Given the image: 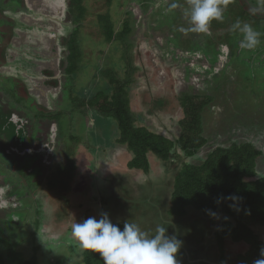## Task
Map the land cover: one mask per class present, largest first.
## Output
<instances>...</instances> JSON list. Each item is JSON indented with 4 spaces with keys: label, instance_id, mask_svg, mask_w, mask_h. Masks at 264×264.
<instances>
[{
    "label": "rangeland",
    "instance_id": "rangeland-1",
    "mask_svg": "<svg viewBox=\"0 0 264 264\" xmlns=\"http://www.w3.org/2000/svg\"><path fill=\"white\" fill-rule=\"evenodd\" d=\"M82 5L86 11L76 22V37L82 55L79 70L69 82L66 98L64 96L66 106L72 108L80 99H90L100 91L111 95L114 85L105 76L107 69H112L113 74L122 80L131 71L132 82L126 89L131 110L135 114V124L178 140L181 134L179 120L184 117L180 97L189 91L209 93L212 91L211 85L216 86L217 82L212 79L216 75L210 79L202 80V77L196 82L195 71L190 77L183 78L184 73L179 67L183 64L176 59V54L197 50V44L193 45L189 38L196 35L198 40H203L206 35L190 31L188 11L182 12V19L174 13L171 25L167 17V22H164L165 19L160 18L162 15L157 14L161 10L167 14L168 7L164 10L159 2L83 0ZM105 13L110 15L116 33L123 30L126 22L129 23L130 32L124 40H107L99 20V16ZM46 24L48 21L44 26L35 23L29 25L35 30L32 35L40 34L38 30L51 26L50 23L48 27ZM22 26L26 27L19 22L18 28ZM210 28L214 35L228 32V27L222 28V31L215 29V26L214 29ZM41 34L46 33L41 31ZM46 35V38L55 36L52 31ZM31 61L30 68L34 66ZM255 67L264 70V61H257ZM231 76L235 78L234 74ZM220 83L228 91L224 93L221 89L224 95L206 108L203 134L208 138V143L193 156L186 155L179 146L175 148L178 155H173L170 160H161L149 154V172L129 168L128 162L133 154L126 145L119 143L120 134L114 119L87 107L82 116L78 113L72 116L71 121L75 122L71 125L74 126H65L68 132L55 150L52 168L37 178L36 188L26 189L21 197L29 201L28 206L24 207L21 201L14 207V210L24 209L20 212L22 216L12 209L0 208V228H5V234H13L6 235L13 242L12 249L21 253L25 260L36 258L38 264H84L82 253L85 249L72 236V225L89 217L99 219L102 213H107L112 223H135L149 236L155 234L158 225L167 227V235L175 236L180 241L177 264H223L221 255L225 256L226 264H240V256L246 255L251 246L227 239L222 254L215 233L222 227L225 216L206 218L202 212L193 209H189L187 215L181 218L169 213L173 182L183 162H199L210 149L232 142H252L264 152V115L244 111L229 115L226 109V106L234 109L235 99L238 100L237 105L255 110L261 106L260 100L252 97L253 87L245 88L246 85L240 82L235 86L227 76ZM74 98L76 102L72 101ZM78 121L82 123L78 124ZM71 162L75 168L70 189H64L60 182L50 187L49 181L58 178L60 167L69 166ZM258 171L259 175H264V155ZM7 182V190L25 186L21 182ZM3 197L11 201L15 195L7 192ZM17 198L19 200L20 196ZM8 218L23 222H4ZM252 228L264 242V225L256 224ZM15 229L19 230L18 233ZM4 253L6 260L8 257L15 260V253L10 250Z\"/></svg>",
    "mask_w": 264,
    "mask_h": 264
},
{
    "label": "flooded vegetation",
    "instance_id": "flooded-vegetation-1",
    "mask_svg": "<svg viewBox=\"0 0 264 264\" xmlns=\"http://www.w3.org/2000/svg\"><path fill=\"white\" fill-rule=\"evenodd\" d=\"M82 1L83 0H63L66 4L64 5L63 12L65 13H63V22L61 23L59 21L42 19L45 16L42 12L43 8H45L44 3L32 8L31 6L33 4L29 3V0H0V69L3 70L5 68L6 71L7 69L10 70L7 72L13 73L12 75H16L14 72L17 69H25L28 71L26 75H23L24 79L19 76L21 74L15 77L2 75V73L0 74V195H2L0 198V208L2 209H12V211L21 215L20 212L24 209L16 208L14 210V207H17L18 203H21V201L24 203V207L28 206L29 201L23 198L21 199L25 190L28 188H36L38 186L36 185L38 183L36 182L37 178L52 168L51 162L56 155L55 150L61 145L63 138L68 132L65 126L73 124L75 121H71L72 116L77 113L82 116L84 109H86V106H79V102L76 106L69 108V106H66L67 102L64 99V96L66 98V94L69 92V82L73 78V75L71 76L67 71L69 68L68 57L71 51L70 40L77 38L75 34L77 19L84 15L80 10L84 8ZM139 1H141V3L145 1L159 2L161 8H164V10L168 7L167 14H163L164 12L161 10L157 15H162L160 18L165 19L164 22H167L166 17L169 18L168 23H170V25L173 24L172 18L174 13H176L177 18L180 16V19H182L183 13L189 10L187 0ZM174 2L178 5L176 12H174L175 9L169 8L170 4ZM65 6H67V9ZM254 8L260 10L253 13L252 10ZM53 10L57 11V8L55 9L54 7ZM85 11L84 8V13ZM29 13L34 16H30L29 18L34 20L36 25L44 26L46 21H48V24L50 23V27L46 24L48 28L40 29V32L44 31L48 34L52 31L56 37H60V42L58 44L59 50L54 42H50V39H52L51 37L46 38V34L42 37L43 43L46 42L43 47L50 49L53 55H56L55 53L58 51V55L61 56L60 59L57 58L59 62L57 59L53 60L52 56L44 51L41 56H46V59L41 58L39 55L37 56L41 59H33L36 64L35 68H30L28 65H24L23 68L21 66H18L19 68L17 66L14 67L16 64L13 60L17 55V52L14 53L17 28L20 22L26 26L25 28L32 30L29 26L32 25L31 23L27 22L24 18L20 19L22 14L29 15ZM70 20L72 24L69 22ZM237 20L249 23L260 33V43L255 48L251 50L241 48L240 44L243 39L242 34L232 31V25ZM66 24L71 27V30L64 33ZM54 26L58 28L52 29ZM210 26L213 29L215 26V29L219 28L220 31L223 30L222 28L226 29L228 27V32L226 34L221 32L214 35ZM210 26L208 31L204 33L206 37H204L203 40H198L196 35H193L195 38H189L193 45L197 44V50L191 49L184 54H176V59L179 63L182 62L183 64H179L181 72L184 73L183 78H186V76L190 77L192 71H195L196 82L200 81L202 77L203 80L207 77V79H210L216 75V77L212 78L215 82H219L227 76L231 83L234 81L235 86L237 82L245 86V84H247L245 83V74H247L251 80L248 87L255 86L264 91V70L255 67L257 61H264V9L261 8L260 0H229L222 19L212 21ZM169 51L172 52V49L169 48ZM32 61L30 63H32ZM56 61L59 63L58 67ZM184 62H186V64H184ZM229 67L231 68L228 69ZM40 72L47 76L46 80L39 78L41 76ZM233 74L235 75L236 81L235 78L233 79L231 76ZM26 81H28L29 84ZM51 87H60V91L55 97H52V105L48 107L40 103L36 95H33L32 91H49ZM211 87L213 91L215 86L211 85ZM202 93L203 92L197 94L203 96ZM48 95L49 94L46 93V96ZM260 99L259 97V100ZM75 100L76 99H73L72 101L76 102ZM88 109L96 112V110L90 107ZM79 123L81 124L82 122L78 121V124ZM46 154L49 155L48 157L50 160H48ZM44 167L47 169H44ZM13 174L16 175L17 178ZM46 176L47 174L45 177ZM13 178H15V180ZM18 179L21 183H25V186H15L13 189L7 190L5 182L12 181L14 184H17V182L20 183ZM7 192H10L11 195H15V197H12L11 201L3 199L4 194ZM16 195L20 196L21 200H18V196ZM8 220L9 218L5 219L4 222ZM12 220L20 222L18 219L13 218ZM12 220H9V222H12ZM22 222L23 221L20 223ZM17 230L18 229H15L16 233L19 231ZM5 231V228H0V234L3 236L0 238V264H4V261L5 264H9V262L13 264L14 259L8 257L6 260L4 253L7 250L5 242L6 240L10 241V238L6 235L13 234H5Z\"/></svg>",
    "mask_w": 264,
    "mask_h": 264
},
{
    "label": "trees",
    "instance_id": "trees-1",
    "mask_svg": "<svg viewBox=\"0 0 264 264\" xmlns=\"http://www.w3.org/2000/svg\"><path fill=\"white\" fill-rule=\"evenodd\" d=\"M80 10L84 14V8ZM99 20L108 41L124 40L130 32L129 23L126 22L123 30L116 33L108 13L100 15ZM70 45L67 71L72 76L79 70L82 52L77 38L70 40ZM113 72L112 69H107L105 72V76L114 85L111 95L100 91L90 99H80L78 105L90 107L104 117L115 120L120 134L119 143L126 145L133 154L128 162L129 168L149 172V154H154L161 160H170L173 155H178L175 148L179 146L186 155L193 156L208 143V138L203 134V120L206 108L215 102L216 98L218 100L224 95L221 92L223 88L220 81L217 82L213 92H204L203 96H200L189 91L180 97L184 117L179 120L181 134L178 140H173L164 134L135 124V114L131 110L126 89L132 82L131 71L123 80ZM245 79L247 83L245 88H250L248 84L251 80L247 74ZM224 88L225 93L228 90L227 87ZM231 90L234 94V88ZM263 92L262 89L253 86L252 97L256 100L261 98V106L256 110L252 107H244L242 104L237 105L238 100L235 99L234 109L226 106L227 113L238 115L244 111L248 114L264 115ZM226 122L228 123V118ZM263 155V150L252 142L218 145L210 149L199 162H183L173 182L172 207L169 213L181 218L187 215L189 209H193L202 212L206 218L225 216L222 227L215 233L222 254L227 239L245 242L251 246L246 255L240 256L242 259L240 264H255V261L264 259V256H261L264 242L252 228L256 224L264 225V175H259L258 171ZM67 166L60 167L58 178L49 181L50 187L60 182L64 189L67 191L70 189L75 167L72 162ZM113 224L123 230L124 223ZM5 243L7 250L16 254L14 263L38 264L36 258L25 260L21 257V253L15 252L12 249L13 242L6 240ZM82 256L84 264H103L99 253L84 250ZM221 256L223 264H226L225 256ZM3 263L5 264V261Z\"/></svg>",
    "mask_w": 264,
    "mask_h": 264
},
{
    "label": "clouds",
    "instance_id": "clouds-1",
    "mask_svg": "<svg viewBox=\"0 0 264 264\" xmlns=\"http://www.w3.org/2000/svg\"><path fill=\"white\" fill-rule=\"evenodd\" d=\"M228 3L229 0H187L190 31L207 32L212 21L222 19ZM260 5L264 9V0H260ZM177 6L174 2L169 8ZM258 10L254 8L252 11ZM232 31L242 34L240 46L243 49L251 50L260 43V33L249 23L237 20ZM71 233L82 249L99 253L103 264H177L180 241L167 235L164 225H158L155 234L149 236L135 223L125 222L121 230L111 222L107 213H102L99 219L89 217L74 223ZM261 256H264V249ZM255 264H264V259L255 261Z\"/></svg>",
    "mask_w": 264,
    "mask_h": 264
},
{
    "label": "bare ground",
    "instance_id": "bare-ground-1",
    "mask_svg": "<svg viewBox=\"0 0 264 264\" xmlns=\"http://www.w3.org/2000/svg\"><path fill=\"white\" fill-rule=\"evenodd\" d=\"M29 1H30V3L33 4L31 6L32 8L37 7L39 4L44 3L45 8L42 7L43 8L42 12L45 14L43 20H45L46 18H50V19L52 18V20L54 19L55 21H59L61 23L63 22V13H65V12H63L64 5H65L63 0H29ZM54 5H56L55 9L57 8V11L53 10ZM39 10H42V9H39ZM30 16L33 17L32 15H28V17L25 16L24 18H27L25 20L32 24V23H34V20L30 19L29 18ZM64 24H65V22H64ZM69 29H70L69 25L66 24V26L64 27V33H67V31ZM38 31L40 32V30H38ZM33 32L34 31L29 30L25 27L17 28V34H16L17 39H16V44L14 46V53L17 52V55H16L15 59L13 60V62H15V64H16V65H14V67H16V66L18 67V66H22V65L23 66L24 65L30 66L29 60L39 58L37 55L41 56L44 51L47 52L49 55H51L53 60H56L58 58L57 55L51 54L50 49L43 47L44 43H46V42L43 43V41H42L43 36H42L41 32H40V34H36L34 36L32 35ZM51 41L54 42L56 47L58 48L57 37L54 36L52 39H50V42ZM58 50H59V48H58ZM45 57L46 56H43V57L41 56V58H45ZM41 58H39V59H41ZM33 65L36 67L35 60H33V62H32V66ZM7 71H10V70L7 69ZM38 74H39V71H38ZM39 78H41V76ZM41 79H44V78H41ZM56 91H57V89H55L54 92L56 93Z\"/></svg>",
    "mask_w": 264,
    "mask_h": 264
},
{
    "label": "water",
    "instance_id": "water-1",
    "mask_svg": "<svg viewBox=\"0 0 264 264\" xmlns=\"http://www.w3.org/2000/svg\"><path fill=\"white\" fill-rule=\"evenodd\" d=\"M66 4V3H65ZM56 5H54V7H55ZM53 7V8H54ZM66 7V9H67V6H65ZM24 16H27L28 17V15H26V14H22V16H21V18L20 19H22V18H24ZM24 19H27V18H24ZM71 28V27H70ZM71 30V29H70ZM60 37L59 36H57V42H58V44H59V42H60V39H59ZM57 56H58V58L60 59V57L61 56H59L58 55V52H56L55 53ZM57 61L59 62V60L57 59ZM56 61V63H57V67L59 66V63ZM22 68H23V65L21 66ZM19 71H20V73H19ZM2 73V75H7V76H12V77H15L16 75L18 76V74H21V75H19L21 78H23V75H26L27 73H28V71L27 70H25V69H20V70H16L15 72H14V74H16V75H12L13 73H9V72H6V70H5V68H4V70H1L0 69V74ZM6 76V77H7ZM41 78H44L43 80H46L47 79V76L44 74V73H41ZM24 79V78H23ZM27 83H28V81H26ZM29 84V83H28ZM55 89H57V91H56V93L54 92L55 91ZM59 91H60V87H51L50 89H49V91L48 90H44V91H39V92H34V90L32 91V93H33V95H36V97H37V99H38V101L40 102V103H43L44 105H46V106H48V107H51V105H52V97H55L58 93H59ZM42 93V94H41ZM46 93H48L49 95L48 96H46ZM44 95V96H43Z\"/></svg>",
    "mask_w": 264,
    "mask_h": 264
}]
</instances>
